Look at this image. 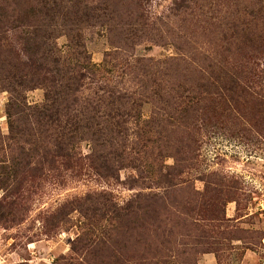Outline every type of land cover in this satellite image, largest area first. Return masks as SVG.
<instances>
[{
  "label": "rangeland",
  "instance_id": "rangeland-1",
  "mask_svg": "<svg viewBox=\"0 0 264 264\" xmlns=\"http://www.w3.org/2000/svg\"><path fill=\"white\" fill-rule=\"evenodd\" d=\"M13 1L0 0V264H264V0H92L98 23L78 41L106 72L81 96L125 116L64 130L34 116L40 85L7 75L27 63ZM54 32L73 63L74 34Z\"/></svg>",
  "mask_w": 264,
  "mask_h": 264
},
{
  "label": "trees",
  "instance_id": "trees-1",
  "mask_svg": "<svg viewBox=\"0 0 264 264\" xmlns=\"http://www.w3.org/2000/svg\"><path fill=\"white\" fill-rule=\"evenodd\" d=\"M96 2L92 0H14L15 11L24 8V18L16 15L13 28L24 33L23 51L27 56V63L20 69L18 75L7 74L14 84L21 87L22 80L26 87L40 85L44 90V103L41 110L34 112V116L51 126L61 128V120L74 127L85 120H92L94 114L99 113L102 126L110 125L111 121L116 126L120 125L121 114L118 110H110L108 105L105 111L99 103L93 104L92 100L81 96V89L86 80H91L94 74L106 72L105 67L91 65L90 59L84 54V46L78 40L81 30L91 29L98 23L96 15ZM67 29V34H74L73 46L78 48L77 59L71 64H66L59 55L56 47L57 27ZM17 68V72H18ZM21 73V74H20ZM229 88H235L239 96H247L252 100L258 98L255 87L248 86L243 81L227 79ZM219 80L215 81L217 85ZM216 87V86H214ZM120 96L115 97L114 103ZM125 101L127 98H124ZM106 112V113H105ZM181 119H188L184 110H175Z\"/></svg>",
  "mask_w": 264,
  "mask_h": 264
}]
</instances>
